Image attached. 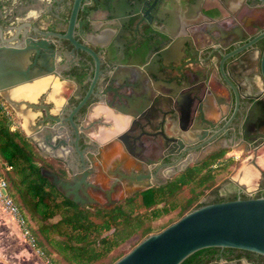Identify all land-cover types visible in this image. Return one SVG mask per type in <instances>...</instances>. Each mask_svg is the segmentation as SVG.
I'll use <instances>...</instances> for the list:
<instances>
[{
	"label": "flooded vegetation",
	"instance_id": "1",
	"mask_svg": "<svg viewBox=\"0 0 264 264\" xmlns=\"http://www.w3.org/2000/svg\"><path fill=\"white\" fill-rule=\"evenodd\" d=\"M12 46L39 80L23 131L42 167L91 192L85 206L107 208L101 190L117 206L207 157L242 160L231 192L264 194L263 0H0Z\"/></svg>",
	"mask_w": 264,
	"mask_h": 264
},
{
	"label": "trees",
	"instance_id": "2",
	"mask_svg": "<svg viewBox=\"0 0 264 264\" xmlns=\"http://www.w3.org/2000/svg\"><path fill=\"white\" fill-rule=\"evenodd\" d=\"M5 108L14 111L0 95V163L7 168L4 175L13 188L14 198L33 223L35 246L47 264H112L154 232V219L177 213L163 229L197 206L239 196L237 192L222 194L216 185L218 172L232 160L207 157L178 172L168 183L136 192L113 208L77 204L42 174L36 146L23 129L11 128ZM207 190L212 197L202 200ZM260 195L264 194L256 196ZM54 217L57 219L50 222ZM243 257L253 264H264V254L217 246L199 249L181 264H208L221 258Z\"/></svg>",
	"mask_w": 264,
	"mask_h": 264
},
{
	"label": "water",
	"instance_id": "3",
	"mask_svg": "<svg viewBox=\"0 0 264 264\" xmlns=\"http://www.w3.org/2000/svg\"><path fill=\"white\" fill-rule=\"evenodd\" d=\"M24 52L17 46L0 47V95L25 120L27 86L35 87L39 80L27 79ZM221 71L224 74V65ZM23 127H26L24 123ZM43 133L45 143L53 145L54 138L48 129ZM41 136L39 132L34 137L41 139ZM41 172L77 204L85 206L95 202L86 187L79 189L77 180L65 178L45 166ZM240 185L248 191L245 185ZM101 191L100 194L109 199L105 204L107 208L115 206L117 198H112L113 192ZM116 193L124 197L122 192ZM212 246L243 248L264 254V195L238 196L197 206L163 229L149 233L112 264H181L195 251Z\"/></svg>",
	"mask_w": 264,
	"mask_h": 264
},
{
	"label": "rangeland",
	"instance_id": "4",
	"mask_svg": "<svg viewBox=\"0 0 264 264\" xmlns=\"http://www.w3.org/2000/svg\"><path fill=\"white\" fill-rule=\"evenodd\" d=\"M11 114V119L9 117L12 122L11 128L14 130L17 128L23 129L21 116L17 114L15 115L13 112H11ZM245 166L246 165L242 160H232V162L230 161L228 165L224 167V169L218 172L216 185L219 186V190L222 194H228L232 191V189H234L232 182H230L231 177H233L235 180H240V170H242ZM0 171L6 175L7 168L2 163H0ZM8 189L13 195L14 192L10 183ZM211 197L212 195L210 193V190H207L203 195L202 200H208ZM176 215V212H171L166 216L154 219L152 221V227L154 231L160 230L171 219L176 217ZM56 219L57 217H54L53 219H50V222H53ZM31 226H33V223H31ZM137 237L138 236L129 239L126 243H124L123 247H127L128 244ZM22 239H26V237H24L19 225L10 217V215L6 211H4V209L0 205V264H43L41 259L37 257L39 251L36 248L35 250L38 253H36L33 248L32 250H30Z\"/></svg>",
	"mask_w": 264,
	"mask_h": 264
},
{
	"label": "built area",
	"instance_id": "5",
	"mask_svg": "<svg viewBox=\"0 0 264 264\" xmlns=\"http://www.w3.org/2000/svg\"><path fill=\"white\" fill-rule=\"evenodd\" d=\"M6 109V113L11 119V110ZM9 181L6 176L0 171V205L6 211L10 217L19 225L24 237L30 242V244L36 248L35 237L32 232L31 223L28 220L25 212L16 201L14 196L10 193L9 189ZM39 252L40 250L36 248Z\"/></svg>",
	"mask_w": 264,
	"mask_h": 264
},
{
	"label": "crops",
	"instance_id": "6",
	"mask_svg": "<svg viewBox=\"0 0 264 264\" xmlns=\"http://www.w3.org/2000/svg\"><path fill=\"white\" fill-rule=\"evenodd\" d=\"M246 174L245 173H239V179H241L242 177H244ZM245 178V177H244ZM244 178H242L243 180V182H246V181H244ZM247 180V179H246ZM238 181V180H237ZM24 242H25V244L29 247V249L30 250H32V248H33V250L34 251H36L35 250V248L34 247H32V245L30 244V242L27 240V239H22ZM36 253H38L37 251H36ZM37 257H39L40 259H41V261L43 262V264H47L46 262H45V260L43 259V257L38 253V255H37ZM215 264V263H214ZM229 264V263H228ZM232 264H250L249 262H247L245 259H243L242 261H239L238 263H236V262H234V261H232Z\"/></svg>",
	"mask_w": 264,
	"mask_h": 264
}]
</instances>
